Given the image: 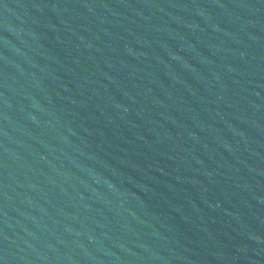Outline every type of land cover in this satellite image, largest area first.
<instances>
[{"label": "water", "instance_id": "water-1", "mask_svg": "<svg viewBox=\"0 0 264 264\" xmlns=\"http://www.w3.org/2000/svg\"><path fill=\"white\" fill-rule=\"evenodd\" d=\"M0 264H264V0H0Z\"/></svg>", "mask_w": 264, "mask_h": 264}]
</instances>
